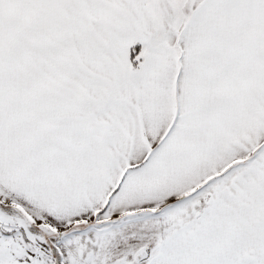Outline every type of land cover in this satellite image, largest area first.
Wrapping results in <instances>:
<instances>
[{"label":"snow or ice","instance_id":"1","mask_svg":"<svg viewBox=\"0 0 264 264\" xmlns=\"http://www.w3.org/2000/svg\"><path fill=\"white\" fill-rule=\"evenodd\" d=\"M0 264H264V0H0Z\"/></svg>","mask_w":264,"mask_h":264}]
</instances>
